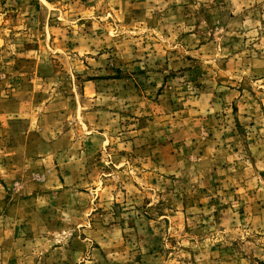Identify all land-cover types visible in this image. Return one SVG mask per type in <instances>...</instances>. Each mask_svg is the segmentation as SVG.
Returning a JSON list of instances; mask_svg holds the SVG:
<instances>
[{"label": "rangeland", "instance_id": "obj_1", "mask_svg": "<svg viewBox=\"0 0 264 264\" xmlns=\"http://www.w3.org/2000/svg\"><path fill=\"white\" fill-rule=\"evenodd\" d=\"M0 264H264V0H0Z\"/></svg>", "mask_w": 264, "mask_h": 264}]
</instances>
